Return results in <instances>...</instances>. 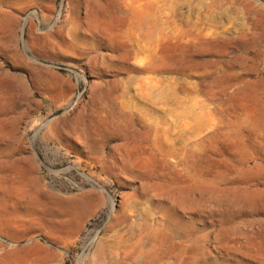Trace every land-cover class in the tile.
<instances>
[{"label": "rangeland", "instance_id": "374dc122", "mask_svg": "<svg viewBox=\"0 0 264 264\" xmlns=\"http://www.w3.org/2000/svg\"><path fill=\"white\" fill-rule=\"evenodd\" d=\"M263 104L264 0H0V264H264Z\"/></svg>", "mask_w": 264, "mask_h": 264}, {"label": "bare ground", "instance_id": "6f19581e", "mask_svg": "<svg viewBox=\"0 0 264 264\" xmlns=\"http://www.w3.org/2000/svg\"><path fill=\"white\" fill-rule=\"evenodd\" d=\"M220 69L221 68H218V70L215 71V92H214V109H215V113H214V124H215L216 128H215V131L213 132L214 136H212V137H214V140H216V138L220 135L219 123H220V119L222 118V112H223V110H222L223 101L222 100H224L223 99V94H225L226 91H227V90L223 91L221 89V82L222 81H221V76L219 74ZM164 93H165V91H164ZM261 113H262V119L264 121V107H263V110H262ZM199 124H200V128H202L203 127L202 119L199 120ZM263 125H264V122H263ZM197 126H198V124H197ZM204 126H205V123H204ZM217 142H218V138H217ZM40 186H41L40 178L37 177V189L36 188L31 189L28 192V194L26 193L27 195H29V199L26 200L27 202L25 201L26 204L23 205V206L25 207L26 216L30 217V216H35V214H36L38 216V223H39V224L37 223V228L38 229H44L45 227L49 226L48 225L49 224V220L46 217L48 215L49 216L52 215L54 213V210L52 209L51 206L48 205V202H47V199H48V197H50V194L48 192H45L42 187L40 188ZM32 223H34V222H32Z\"/></svg>", "mask_w": 264, "mask_h": 264}, {"label": "crops", "instance_id": "0c3cea01", "mask_svg": "<svg viewBox=\"0 0 264 264\" xmlns=\"http://www.w3.org/2000/svg\"><path fill=\"white\" fill-rule=\"evenodd\" d=\"M36 245H37V247L41 246L40 244H36ZM36 245H35V246H36Z\"/></svg>", "mask_w": 264, "mask_h": 264}]
</instances>
